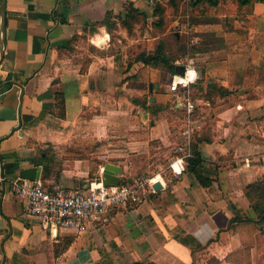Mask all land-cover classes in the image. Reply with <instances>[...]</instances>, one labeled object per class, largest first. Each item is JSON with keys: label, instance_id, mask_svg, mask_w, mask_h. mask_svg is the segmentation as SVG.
Segmentation results:
<instances>
[{"label": "crops", "instance_id": "crops-1", "mask_svg": "<svg viewBox=\"0 0 264 264\" xmlns=\"http://www.w3.org/2000/svg\"><path fill=\"white\" fill-rule=\"evenodd\" d=\"M170 9L0 0V264H264V0L193 22ZM163 42L196 74L194 118L173 74L140 58ZM107 164L152 189L83 233L28 218L9 182L39 166L46 185L86 188Z\"/></svg>", "mask_w": 264, "mask_h": 264}, {"label": "built area", "instance_id": "built-area-1", "mask_svg": "<svg viewBox=\"0 0 264 264\" xmlns=\"http://www.w3.org/2000/svg\"><path fill=\"white\" fill-rule=\"evenodd\" d=\"M196 79L190 70L176 73L170 81V90L183 96L176 100L191 118L197 112V104L189 97V85ZM190 131H188L189 133ZM179 151L185 147L179 146ZM188 156H191L189 153ZM183 158L171 163L175 172L183 169ZM175 163L179 164L178 168ZM5 177H0V181ZM12 192L26 203L25 214L39 221L42 226L55 231L66 229L83 233L106 220L111 209L138 205L145 193L152 187L147 178L140 177L120 184H104L103 177L86 188H65L60 185H46L40 180L16 178L9 181Z\"/></svg>", "mask_w": 264, "mask_h": 264}, {"label": "trees", "instance_id": "trees-1", "mask_svg": "<svg viewBox=\"0 0 264 264\" xmlns=\"http://www.w3.org/2000/svg\"><path fill=\"white\" fill-rule=\"evenodd\" d=\"M240 3H247V2H251L252 0H237ZM188 3L187 5V12L190 16V22H193V20L195 19V16L197 15V13L199 14H205L208 13V9L212 6H215L219 3V0H168V3L170 4V6L172 8L177 9L178 11V7L181 6L182 3ZM161 6V5H160ZM160 7L158 6V10ZM185 11V12H186ZM136 12V10L133 8V6H129L128 7V17L126 18V22L125 24L128 25L129 24V17L132 18V16H134V13ZM166 44L165 42L161 43L160 46L156 49V51L152 54L150 53H146L143 52L141 53L140 58H142L145 62L156 65V66H162L163 68H167L173 75L176 74V70H177V64L176 63H172L171 60L174 59L172 58V56L166 54ZM194 160L192 163L194 164L195 162L198 161V159H192ZM208 181V180H207ZM127 182L126 181H122L121 183ZM208 182H206L205 180L202 179V184H207Z\"/></svg>", "mask_w": 264, "mask_h": 264}, {"label": "water", "instance_id": "water-1", "mask_svg": "<svg viewBox=\"0 0 264 264\" xmlns=\"http://www.w3.org/2000/svg\"><path fill=\"white\" fill-rule=\"evenodd\" d=\"M177 73L184 74L185 67L179 66L177 67ZM41 167H32L29 169H25L22 172V177L30 180H39L40 179ZM121 173V168L117 165L107 164L103 170V182L104 184H120L121 179L119 174ZM162 185L160 182L155 183L154 188L156 190L161 189Z\"/></svg>", "mask_w": 264, "mask_h": 264}, {"label": "rangeland", "instance_id": "rangeland-1", "mask_svg": "<svg viewBox=\"0 0 264 264\" xmlns=\"http://www.w3.org/2000/svg\"><path fill=\"white\" fill-rule=\"evenodd\" d=\"M187 5H188L187 2H186V4H185V3H182L181 6L178 7V11H177V9L171 7V9H170V13L173 14V13H177V12L180 13V12H181V13H183V15H184L185 11H186L187 8H188Z\"/></svg>", "mask_w": 264, "mask_h": 264}]
</instances>
